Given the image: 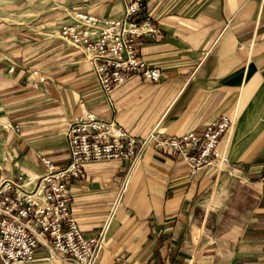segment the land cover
Wrapping results in <instances>:
<instances>
[{
  "label": "crops",
  "instance_id": "obj_1",
  "mask_svg": "<svg viewBox=\"0 0 264 264\" xmlns=\"http://www.w3.org/2000/svg\"><path fill=\"white\" fill-rule=\"evenodd\" d=\"M71 8L114 18L124 2L0 0V180L39 176L44 156L67 164L66 128L88 112L140 140L234 116L220 143L226 169L192 174L148 141L136 157L86 163L73 214L100 237L96 264H264V0H144L139 18L149 14L162 34L140 53L161 75L133 76L112 102L84 50L57 37ZM46 256L41 248L29 264H72Z\"/></svg>",
  "mask_w": 264,
  "mask_h": 264
},
{
  "label": "built area",
  "instance_id": "obj_2",
  "mask_svg": "<svg viewBox=\"0 0 264 264\" xmlns=\"http://www.w3.org/2000/svg\"><path fill=\"white\" fill-rule=\"evenodd\" d=\"M122 17L97 16L75 8L58 22V35L86 53L96 79L112 102L113 90L140 76L159 80L161 70L140 53L144 38H158L162 29L149 14L139 15L144 0H123ZM14 66L9 68L13 71ZM235 117L227 114L208 121L203 131L190 130L169 136L152 132L140 140L115 118L88 112L76 117L66 130L69 161L59 166L42 157L45 171L39 176L19 174L0 180V264H29L38 250L46 260L58 258L72 264H96L102 248L100 237H87L72 209V183L86 176L91 160L132 158L148 141L164 152H176L188 163L192 174L207 166L226 169L228 154L221 137L232 131ZM5 127H9L6 125Z\"/></svg>",
  "mask_w": 264,
  "mask_h": 264
},
{
  "label": "rangeland",
  "instance_id": "obj_3",
  "mask_svg": "<svg viewBox=\"0 0 264 264\" xmlns=\"http://www.w3.org/2000/svg\"><path fill=\"white\" fill-rule=\"evenodd\" d=\"M1 136H2V135H1V133H0V138H1ZM49 262H51V261H49Z\"/></svg>",
  "mask_w": 264,
  "mask_h": 264
}]
</instances>
